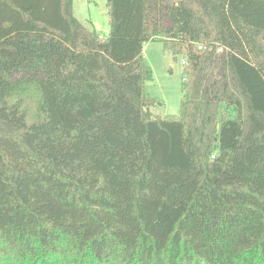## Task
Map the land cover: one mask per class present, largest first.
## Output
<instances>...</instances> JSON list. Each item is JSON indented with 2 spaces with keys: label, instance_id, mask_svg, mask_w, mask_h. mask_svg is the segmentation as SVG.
<instances>
[{
  "label": "trees",
  "instance_id": "obj_1",
  "mask_svg": "<svg viewBox=\"0 0 264 264\" xmlns=\"http://www.w3.org/2000/svg\"><path fill=\"white\" fill-rule=\"evenodd\" d=\"M106 6L99 39L72 0H0V264H264V0Z\"/></svg>",
  "mask_w": 264,
  "mask_h": 264
},
{
  "label": "rangeland",
  "instance_id": "obj_2",
  "mask_svg": "<svg viewBox=\"0 0 264 264\" xmlns=\"http://www.w3.org/2000/svg\"><path fill=\"white\" fill-rule=\"evenodd\" d=\"M74 17L85 27L106 36L109 32V15L106 0H72ZM143 57L152 70V79L145 83L146 93L154 98L156 106L151 109L155 116H178L182 99L183 58L174 59L164 52L162 44L153 41L145 44ZM37 98L29 94L26 106L30 120L36 117ZM235 113L222 107L220 116L233 117Z\"/></svg>",
  "mask_w": 264,
  "mask_h": 264
},
{
  "label": "built area",
  "instance_id": "obj_3",
  "mask_svg": "<svg viewBox=\"0 0 264 264\" xmlns=\"http://www.w3.org/2000/svg\"><path fill=\"white\" fill-rule=\"evenodd\" d=\"M104 38V36H102V35H99V39H103Z\"/></svg>",
  "mask_w": 264,
  "mask_h": 264
}]
</instances>
